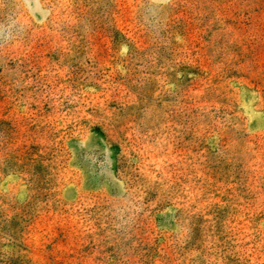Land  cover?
Here are the masks:
<instances>
[{"label": "rangeland", "instance_id": "rangeland-1", "mask_svg": "<svg viewBox=\"0 0 264 264\" xmlns=\"http://www.w3.org/2000/svg\"><path fill=\"white\" fill-rule=\"evenodd\" d=\"M0 264H264V0H0Z\"/></svg>", "mask_w": 264, "mask_h": 264}, {"label": "trees", "instance_id": "trees-1", "mask_svg": "<svg viewBox=\"0 0 264 264\" xmlns=\"http://www.w3.org/2000/svg\"><path fill=\"white\" fill-rule=\"evenodd\" d=\"M127 38L120 32L117 31L116 43L119 45L127 44Z\"/></svg>", "mask_w": 264, "mask_h": 264}]
</instances>
